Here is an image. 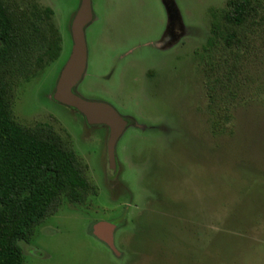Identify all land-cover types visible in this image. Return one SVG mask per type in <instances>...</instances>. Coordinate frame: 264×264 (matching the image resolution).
<instances>
[{"label":"rangeland","instance_id":"obj_1","mask_svg":"<svg viewBox=\"0 0 264 264\" xmlns=\"http://www.w3.org/2000/svg\"><path fill=\"white\" fill-rule=\"evenodd\" d=\"M18 1L52 9L61 50L21 83L14 116L51 124L97 188L80 204L62 202L20 243L25 264H264V27L241 55L233 134L214 136L193 52L226 0H92L76 91L135 121L115 144L113 179L108 128L49 98L79 0ZM98 221L115 224L113 248L93 233Z\"/></svg>","mask_w":264,"mask_h":264},{"label":"trees","instance_id":"obj_2","mask_svg":"<svg viewBox=\"0 0 264 264\" xmlns=\"http://www.w3.org/2000/svg\"><path fill=\"white\" fill-rule=\"evenodd\" d=\"M50 7L0 0V264H25L21 242L62 202L97 192L87 166L51 124H24L13 112L17 90L55 60L61 44ZM264 27V0H226L212 10L210 36L193 52L204 78L214 136L232 135L230 106L251 36ZM242 50V52H240Z\"/></svg>","mask_w":264,"mask_h":264},{"label":"water","instance_id":"obj_3","mask_svg":"<svg viewBox=\"0 0 264 264\" xmlns=\"http://www.w3.org/2000/svg\"><path fill=\"white\" fill-rule=\"evenodd\" d=\"M93 19L91 0H79L70 22L71 49L56 80L53 98L80 112L90 125L102 124L108 128L107 158L111 168L115 167V144L126 126V120L109 103L86 99L73 88L82 80L87 66V44L85 27ZM110 221H98L93 233L113 248V229Z\"/></svg>","mask_w":264,"mask_h":264},{"label":"flooded vegetation","instance_id":"obj_4","mask_svg":"<svg viewBox=\"0 0 264 264\" xmlns=\"http://www.w3.org/2000/svg\"><path fill=\"white\" fill-rule=\"evenodd\" d=\"M91 4H92V0H91ZM92 12H93V10H92ZM72 19V18H71ZM94 19H95V15H94V13H93V19L90 21V23L87 25V26H90L92 23H93V21H94ZM71 21V20H70ZM85 29H86V27H85ZM69 30H70V25H69ZM209 36H210V30H209V35L207 36V38H206V40L205 41H207L208 40V38H209ZM60 73V72H59ZM149 73H151V72H149ZM59 75V74H58ZM58 78V77H57ZM57 80V79H56ZM55 84H56V82H55ZM78 85V84H77ZM76 85V86H77ZM76 86L73 88V90H74V92L75 93H77V91H76ZM54 89H55V85H54V87H53V89H51V92H50V95H49V98H51L52 100H54L55 102H58V101H56L54 98H53V93H54ZM78 94V93H77ZM80 95V94H79ZM81 96V95H80ZM84 98V97H83ZM87 99V98H86ZM58 103H60V102H58ZM61 104V103H60ZM71 108V107H70ZM72 109H74V108H72ZM75 110V109H74ZM75 111H77V110H75ZM125 120H126V126H125V129L128 127V126H130V125H134V123H135V121H134V119L132 118V117H130V116H127V117H123ZM90 125V124H89ZM98 125V124H97ZM100 125H102V124H100ZM107 127V126H106ZM124 129V130H125ZM116 161V160H115ZM114 170H111V174H112V178L114 179V178H116V176H117V172L119 171V165H118V162L116 161L115 162V167L113 168ZM119 176V175H118Z\"/></svg>","mask_w":264,"mask_h":264}]
</instances>
